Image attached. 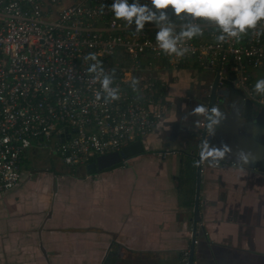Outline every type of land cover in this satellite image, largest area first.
Listing matches in <instances>:
<instances>
[{
    "label": "crops",
    "instance_id": "0c3cea01",
    "mask_svg": "<svg viewBox=\"0 0 264 264\" xmlns=\"http://www.w3.org/2000/svg\"><path fill=\"white\" fill-rule=\"evenodd\" d=\"M70 3L45 7L55 15ZM158 76L170 106L142 153L77 175L25 166L39 155L28 151L21 181L0 194V264H188L206 122L190 113L208 107L216 74L190 63ZM234 79L220 80L226 119L207 131L195 264H264V106ZM223 145L232 151L216 164L210 149ZM241 151L247 164L237 162Z\"/></svg>",
    "mask_w": 264,
    "mask_h": 264
},
{
    "label": "built area",
    "instance_id": "2783aa9c",
    "mask_svg": "<svg viewBox=\"0 0 264 264\" xmlns=\"http://www.w3.org/2000/svg\"><path fill=\"white\" fill-rule=\"evenodd\" d=\"M46 1L60 2L0 0V194L17 187L33 147H50L75 169L149 135L170 106L160 70L193 63L220 69L221 79L234 73L236 85L264 106L253 91L264 79V35L249 31L238 43L217 45L209 28L183 57H169L157 46L155 25L137 33L135 23L115 19L113 0H71L55 15ZM90 53L95 61L85 59ZM97 62L118 100L109 102L93 82L97 73L88 69Z\"/></svg>",
    "mask_w": 264,
    "mask_h": 264
},
{
    "label": "clouds",
    "instance_id": "9594fccd",
    "mask_svg": "<svg viewBox=\"0 0 264 264\" xmlns=\"http://www.w3.org/2000/svg\"><path fill=\"white\" fill-rule=\"evenodd\" d=\"M109 10L114 13L115 19H123L131 27L136 25L135 31L141 32L146 23H152L158 29L156 43L158 48L167 56L183 57L189 52L187 43L194 38L202 37L206 30L211 29V35L217 45L234 41L236 43L247 36L249 31L260 37L264 35V0H113ZM86 60H96V54H89ZM99 69V72H98ZM89 73H97L93 82H99L101 89L110 98L118 100V89L110 88L113 83L103 74L99 62L91 65ZM132 83H138L133 79ZM253 91L264 95V79H258ZM100 99V92L95 94ZM190 115L204 116L207 128L214 132L226 116L213 106L210 109L205 105H197ZM199 121L196 125L199 126ZM218 160L231 153V148L223 145L219 149H210ZM204 156L202 154V160ZM237 162L247 164V155L242 151L237 153ZM243 170V169H241Z\"/></svg>",
    "mask_w": 264,
    "mask_h": 264
},
{
    "label": "water",
    "instance_id": "95a60500",
    "mask_svg": "<svg viewBox=\"0 0 264 264\" xmlns=\"http://www.w3.org/2000/svg\"><path fill=\"white\" fill-rule=\"evenodd\" d=\"M220 69H218L216 73V78L211 87V93L208 103V108L210 109L213 106H216L218 101V87L220 84L221 76ZM207 121L204 124V130L202 133V139L200 142V150L197 155V189H196V198H195V206H194V227L191 239V247L189 253L188 264H195V251H196V243H197V225L201 221V209H200V189H201V181H202V154L204 153L206 146V137H207ZM65 135H62V141H64ZM144 151V146L141 140H138L128 146H125L119 151H115L112 153H108L106 155H102L96 158V160L88 165L89 169L97 168L99 171H103L105 169H109L114 167L124 160L136 155L137 153H142Z\"/></svg>",
    "mask_w": 264,
    "mask_h": 264
},
{
    "label": "rangeland",
    "instance_id": "374dc122",
    "mask_svg": "<svg viewBox=\"0 0 264 264\" xmlns=\"http://www.w3.org/2000/svg\"><path fill=\"white\" fill-rule=\"evenodd\" d=\"M51 164L53 165V169H55V171H62L60 168L65 169L67 167L57 155L52 154L50 147H44L39 148L38 157L29 156L28 160L25 163V166L30 165L31 167L37 165L39 167L45 168ZM25 169L26 167L24 168V170Z\"/></svg>",
    "mask_w": 264,
    "mask_h": 264
},
{
    "label": "trees",
    "instance_id": "16d2710c",
    "mask_svg": "<svg viewBox=\"0 0 264 264\" xmlns=\"http://www.w3.org/2000/svg\"><path fill=\"white\" fill-rule=\"evenodd\" d=\"M94 161H95V159H92V162H94ZM68 169H70L71 173H74V174H77V175L80 174V172H84L85 174H88V173H95V172L98 171L97 168L89 169L88 166L87 167H78V168H75V169H73V168H68Z\"/></svg>",
    "mask_w": 264,
    "mask_h": 264
}]
</instances>
